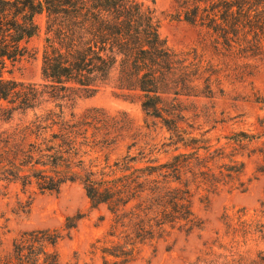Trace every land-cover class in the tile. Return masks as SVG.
Segmentation results:
<instances>
[{
  "label": "trees",
  "instance_id": "trees-1",
  "mask_svg": "<svg viewBox=\"0 0 264 264\" xmlns=\"http://www.w3.org/2000/svg\"><path fill=\"white\" fill-rule=\"evenodd\" d=\"M174 3L171 18L197 27L217 54L264 57V0ZM39 17L45 83L4 78L7 64L35 56L30 42L41 32ZM218 85L217 70L195 50L166 46L141 0H0V121L31 114L12 131L0 132V182L39 194L79 183L92 207L105 205L113 216L108 236L115 241L97 240L91 253H99L102 264H130L146 243L201 228L191 207L195 195L208 199L223 188L244 192L252 181L243 180L245 160H255V172L264 174V132H234L212 144L179 126L184 100L211 99L213 87L222 94ZM106 86L139 93L145 115L170 134L168 161L147 160L140 167L136 157L126 156L107 172L86 165L85 157L113 145L119 135L111 134L127 129L128 122L109 120L99 110L66 120L60 102L77 92L90 97ZM43 103L53 105L38 112ZM73 227L67 223L63 231ZM63 238L55 229L25 232L0 252V264H61L57 244Z\"/></svg>",
  "mask_w": 264,
  "mask_h": 264
},
{
  "label": "rangeland",
  "instance_id": "rangeland-1",
  "mask_svg": "<svg viewBox=\"0 0 264 264\" xmlns=\"http://www.w3.org/2000/svg\"><path fill=\"white\" fill-rule=\"evenodd\" d=\"M141 3L151 11L158 35L169 49L195 50L204 63L217 70L222 94L213 87L211 99L184 100L185 119L179 126L212 144L218 139L223 143L222 138L234 132H264V57L237 59L217 54L197 27L171 18L174 0ZM37 22L41 32L30 42L35 56L7 64L4 78L38 86L45 83L40 74L44 18L39 17ZM60 104L61 116L66 120H77L88 110H99L109 120L128 122L127 129L111 134L119 135L113 145L85 157L86 165L93 170L105 168L107 172L108 167L126 156L136 157V165L143 167L147 160L165 163L173 154L172 148L166 146L169 132L158 120L145 115L139 93L127 95L106 86L90 97L77 92ZM52 105L43 103L38 112ZM30 116L15 114L8 122L0 121V132L12 131ZM255 168V160H245L243 180L252 181L244 192L223 188L208 195V199L201 197L203 193L195 195L191 207L201 228L190 233L174 231L146 243L130 264H264V174L256 173ZM67 223L74 227L63 231ZM112 223L107 207H92L79 183L65 184L58 193L39 194L34 189L22 190L18 184L0 182V252L25 232L55 229L64 235L57 244L61 264H72L75 259L79 264H102L100 254L91 253V246L97 240L115 241L108 236Z\"/></svg>",
  "mask_w": 264,
  "mask_h": 264
}]
</instances>
